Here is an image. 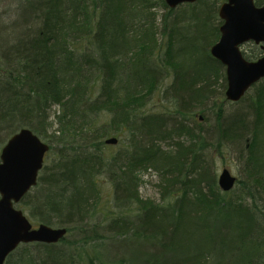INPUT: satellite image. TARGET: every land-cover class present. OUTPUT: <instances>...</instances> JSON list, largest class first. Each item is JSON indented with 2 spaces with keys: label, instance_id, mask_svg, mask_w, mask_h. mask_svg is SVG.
<instances>
[{
  "label": "trees",
  "instance_id": "trees-1",
  "mask_svg": "<svg viewBox=\"0 0 264 264\" xmlns=\"http://www.w3.org/2000/svg\"><path fill=\"white\" fill-rule=\"evenodd\" d=\"M224 1L19 0L0 18V150L23 127L49 144L19 207L67 228L5 264H264V78L227 99L210 52ZM209 110L215 137L197 119ZM233 150L241 175L223 191L214 160ZM148 170L158 200L140 195Z\"/></svg>",
  "mask_w": 264,
  "mask_h": 264
},
{
  "label": "water",
  "instance_id": "water-1",
  "mask_svg": "<svg viewBox=\"0 0 264 264\" xmlns=\"http://www.w3.org/2000/svg\"><path fill=\"white\" fill-rule=\"evenodd\" d=\"M198 0H166L170 8ZM219 17L223 20L221 36L210 52L226 66L228 100L239 101L253 84L264 77V56L247 60L241 46L247 42H264V6L255 0H227ZM202 118V116H200ZM116 137L106 140L117 143ZM50 147L29 127L15 132L2 147L0 155V264L21 243H56L67 235L66 227L39 223L35 227L28 214L19 207L27 193L38 183ZM237 176L223 168L218 183L223 191L232 190Z\"/></svg>",
  "mask_w": 264,
  "mask_h": 264
},
{
  "label": "rangeland",
  "instance_id": "rangeland-1",
  "mask_svg": "<svg viewBox=\"0 0 264 264\" xmlns=\"http://www.w3.org/2000/svg\"><path fill=\"white\" fill-rule=\"evenodd\" d=\"M19 2V0H0V18L4 23L5 27H8V25H10L12 22H14L16 20V16H15V9L18 6L17 3ZM158 10V19H160L161 14L164 12L163 9H157ZM0 20V33H2L1 31H3V29H1V22ZM245 50L249 51L248 47H244ZM254 90L253 88H251L248 92V96L249 98H247L246 100H250V95H253ZM243 102V101H242ZM242 102L239 103H229V102H225L224 106L225 109L228 112H231L232 109H236V107H238L239 105L242 104ZM55 108H53L54 110ZM211 110H209L208 115H207V120H202L200 118H197L198 121L200 120V122H203L205 124H203V127L206 129V131L208 132L207 134L211 137H215L216 134L215 133V123H214V118L213 115L210 113ZM53 114V112L51 113ZM200 114V112L198 113V115ZM119 146V145H118ZM118 146L112 145L110 146V149L108 151L112 152L117 150ZM2 152V149L0 150V154ZM237 152L235 150H233L232 152L228 153L225 158H221L219 156L215 157V167L216 170L218 172V175L221 173L223 167H227L232 173L233 175L235 174L237 177H239L241 175V171H240V164L238 161H236L235 156H236ZM143 183L140 185V195L142 198H153V199H160V192L158 187L156 186V183L158 182V175L155 173L154 170H148L146 171V173L143 175ZM103 189V195L104 197H111L112 193H113V188L111 187V184L109 183V181H104L103 185H102ZM106 207V206H104ZM35 226L37 227V225L35 224ZM69 241H72L74 239V236H70L68 237ZM89 238V237H88ZM118 238H116V240L113 241H108V245H109V249H112V244L116 243L115 249L113 248V250H111V253L114 256H117V242H118ZM94 244H98L96 241L92 242L91 244L88 245V250H90L91 246ZM32 250V252L34 253V256L37 257L36 259V263H39V259L40 257H42L44 255V253H41L40 249L41 247H37L34 245H30L29 246ZM61 247L63 248V245L61 244ZM25 247L24 245H20L18 247V249L12 254V257H9L11 260H16L18 258V256H20L21 254L24 253Z\"/></svg>",
  "mask_w": 264,
  "mask_h": 264
},
{
  "label": "flooded vegetation",
  "instance_id": "flooded-vegetation-1",
  "mask_svg": "<svg viewBox=\"0 0 264 264\" xmlns=\"http://www.w3.org/2000/svg\"><path fill=\"white\" fill-rule=\"evenodd\" d=\"M256 2V0H255ZM257 6H264V3H256ZM244 47H248L249 51L245 50ZM242 50L248 60H258L264 56V42L256 43L254 41L243 44Z\"/></svg>",
  "mask_w": 264,
  "mask_h": 264
}]
</instances>
